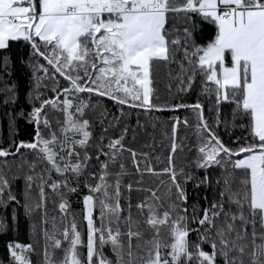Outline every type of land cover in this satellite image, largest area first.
<instances>
[{
  "label": "snow or ice",
  "instance_id": "snow-or-ice-1",
  "mask_svg": "<svg viewBox=\"0 0 264 264\" xmlns=\"http://www.w3.org/2000/svg\"><path fill=\"white\" fill-rule=\"evenodd\" d=\"M16 43L30 49L36 84L27 119L34 135L0 147V158L8 167L6 158L23 156L21 149L34 157L24 161L32 173L25 176L24 195L31 199L35 181L39 201L24 207L29 214L40 210L43 264H264V0H0V50ZM161 68L178 94L198 88L214 100L213 125L199 99L153 102L154 74ZM45 80L51 82L49 96L39 90ZM14 88H8L13 102ZM101 98L122 115L125 106L191 110L193 163L205 174L196 178L173 161L180 147L177 126H188L187 118H174L167 163L160 168L147 152L126 146V127L106 143L103 135L92 142L89 114L99 109L103 121ZM222 106L228 108L223 119ZM221 124L241 135L226 143L215 130ZM125 153L138 177L134 182H124ZM215 168L224 173L216 181L218 199L189 212L188 182L208 185ZM146 176L158 183L147 185ZM45 189L59 197L62 227L48 218ZM71 195L82 197L86 238L70 212ZM8 201L16 196L0 170V204ZM6 247L9 264H33L32 244L10 241Z\"/></svg>",
  "mask_w": 264,
  "mask_h": 264
},
{
  "label": "trees",
  "instance_id": "trees-1",
  "mask_svg": "<svg viewBox=\"0 0 264 264\" xmlns=\"http://www.w3.org/2000/svg\"><path fill=\"white\" fill-rule=\"evenodd\" d=\"M29 52L30 49L23 43L14 44L11 50L7 52L0 50V147H8L9 144L19 142L20 140L28 141L34 135L33 125L27 119V114L31 110L32 103L35 102L34 100L32 102L29 101L28 94L29 92H33V95H35L34 89L36 84L33 78V70L29 66ZM3 56L9 57L7 65L3 62ZM170 83L172 84L171 92L169 91ZM13 86H15V102L8 99L11 95L8 92V88ZM50 87L51 82L45 80L42 82L39 90L45 96H49L51 95L49 91ZM152 87L154 89L153 102L159 105H170L172 103L191 104L199 99L204 105L205 118L210 125L214 124L215 113L209 111L214 104V100L207 95L201 94L198 88L193 92L178 94L175 83L167 75V69L161 68L159 74H154ZM6 99H8L7 103L4 102ZM93 102L95 103V100ZM99 106L105 110L102 122L99 109L89 114V118L92 121V142L98 141L99 137L103 135L106 143L109 137L115 138L126 127L128 130L124 140L126 146L132 148L138 154L147 152L153 158L152 164L155 168L163 167L167 163V156L172 142L171 128L174 118H179L181 121L187 118L189 121L188 126H185L183 123L177 126L176 143L180 147L173 156V161L177 168L184 167L186 171H190L196 178L202 177L205 174L203 169H197L193 163L197 137L195 130L196 116L191 110L181 108L176 110L145 111L143 109H130L125 106L122 115L121 109L108 98H101ZM227 114L228 108L222 106L221 118L223 119ZM49 115L52 116L53 113L50 112ZM104 129H107V131L105 132ZM215 130L226 143L229 142L230 136L241 135L239 129L226 128L223 124ZM94 151L95 146L93 144L90 148V154ZM21 153H23V156L17 154L15 157L6 158L8 167H4L5 158H0V170L6 173L12 193L16 196V201H19V203L8 201L6 204H0V225H3V228L0 229V264H9L10 258L8 257L6 246L10 241L32 244L34 251L30 256L33 264H43L45 241L41 233L40 210L37 209L29 214L25 211L24 207L26 202L31 206L39 201L35 181L31 190V199L26 201L24 195L26 191L25 176L32 174L24 161L31 162L34 157L25 149H21ZM157 157L158 160L156 159ZM123 163L129 173V175L124 177V182L127 183L129 180L134 182L138 177L128 153L124 154ZM41 167L38 163L36 170L40 171ZM223 175L222 169L215 168L208 172V185H200L197 188L194 187L193 181L188 182L189 212H191L193 205L197 206L198 209H202L214 198L218 199L220 185L216 181L221 180ZM160 179H164L165 185H167L166 177H160ZM145 183L154 187L158 183V179L146 176ZM45 191L47 195L46 209L48 218L51 220L52 217H56L57 226L62 227L59 223L61 219V214L58 210L59 197L48 189H45ZM162 191L163 187L161 188ZM205 196L208 198L207 201L204 199ZM136 197L137 194L133 192L134 202ZM68 199L71 204L70 212L76 214L78 226L82 235L86 238V222L82 220V197L71 195ZM133 211L135 212L134 209ZM190 226L195 227V225L191 224V221ZM189 239H196L194 233H189ZM202 246L207 247V245ZM105 251L106 253L110 251L108 246H106ZM60 256L61 253L57 251L56 258L59 259Z\"/></svg>",
  "mask_w": 264,
  "mask_h": 264
}]
</instances>
